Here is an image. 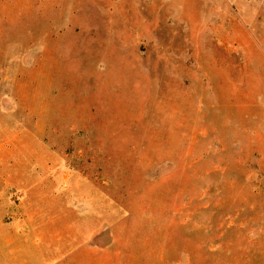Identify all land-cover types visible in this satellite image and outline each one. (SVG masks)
<instances>
[{"label":"rangeland","instance_id":"obj_1","mask_svg":"<svg viewBox=\"0 0 264 264\" xmlns=\"http://www.w3.org/2000/svg\"><path fill=\"white\" fill-rule=\"evenodd\" d=\"M0 264H264V0H0Z\"/></svg>","mask_w":264,"mask_h":264}]
</instances>
